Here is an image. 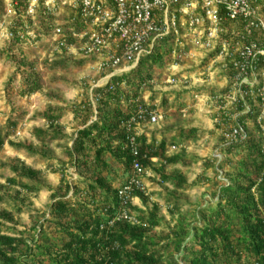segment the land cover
<instances>
[{
	"label": "trees",
	"instance_id": "obj_1",
	"mask_svg": "<svg viewBox=\"0 0 264 264\" xmlns=\"http://www.w3.org/2000/svg\"><path fill=\"white\" fill-rule=\"evenodd\" d=\"M12 41L22 40L16 35ZM171 44L170 37L161 39L130 71L112 76L104 87L94 89L95 110L87 109L84 126L76 131L68 147L70 164L82 177L84 186L66 181L64 169L60 168V183L56 188L49 187L53 192L50 217H44L50 231L46 234L40 226L34 245L4 231L8 228L6 224L14 221V216L7 210H0V264H264L263 137L249 135L227 146L225 159L230 169L218 186L217 201L198 208L190 223L179 213V220L169 233L158 238L152 236L150 232L161 223L158 203H153L147 211L134 205L129 207L130 213L134 210L141 213L135 217L139 223L113 218L121 207L118 191L134 174V159H138L145 169L153 168L162 182H172L177 189L184 188L187 183L180 170L166 171L167 165H188L187 155L182 152L168 154V150L172 145L178 147L196 138L198 130L181 128L179 139L172 144L164 138L149 141L144 133L138 134L135 136L137 153L134 154L129 135L135 134V128L128 129L125 121L146 104L137 99L138 93L129 97L120 89L122 82L136 90L147 85L153 78L154 67L166 64V55L172 51ZM65 62L56 61L55 64ZM18 68H23V95L42 90L41 77L33 63L23 57L18 60ZM124 100L132 103V110L123 108ZM91 116L95 118L87 124ZM43 117L47 127L32 129L40 142L39 150L33 143L8 139L10 133H3L1 125L0 150L8 142L46 157L48 141L58 140L65 133L57 109L49 107L43 111ZM8 122L10 126H16L15 121ZM153 158L161 164L155 167ZM109 159L123 163L129 170L127 180L118 187L111 181L113 166ZM222 164L223 159L220 168ZM14 171L18 176L37 177V171L25 163L15 165ZM7 181L31 193L40 189L39 185H28L16 177ZM134 196H138L143 205H148L149 196L139 192ZM173 206L176 211L172 213H178V203ZM44 235V243H40L39 237ZM34 248H38V252ZM169 248H172V254L166 253Z\"/></svg>",
	"mask_w": 264,
	"mask_h": 264
},
{
	"label": "rangeland",
	"instance_id": "obj_2",
	"mask_svg": "<svg viewBox=\"0 0 264 264\" xmlns=\"http://www.w3.org/2000/svg\"><path fill=\"white\" fill-rule=\"evenodd\" d=\"M74 16L75 11L64 5L50 14H45L39 9L34 20L28 19L18 11L12 24H8L13 15L8 14L0 3V24L5 21L0 29V125L3 127V133H10L8 139L15 142L33 143L39 150L40 142L34 137L32 129L47 127L43 111L49 107L61 113L59 121L65 133V136L58 140L48 141L49 151L46 157H42L39 152L32 153L14 147L8 142L0 150V210H7L14 216V221L8 222V228L4 231L20 236L32 245L34 238L38 237L40 226L45 229L46 234L50 231L47 230L50 226L44 222V217H50L49 208L53 193L50 189L56 188L60 183V168L64 169L66 181L84 186L82 177L70 164L68 147L72 144L76 131L84 126L87 109L92 107L95 110L94 89L104 87L110 79L106 77L110 72L98 71L93 66L94 59L83 56L78 49L72 52L56 48L53 32L56 25L63 27L69 43L76 47L79 45L78 40L71 35L73 29H78ZM227 26L234 29L241 27L239 23ZM21 27L24 32L29 31V34H26L21 42L12 43V39L6 37L7 30L18 31ZM225 38H228V35H223L222 39ZM189 48L192 53L187 57L176 59L172 53L166 55V64L162 67L155 66L153 78L142 88L136 90L125 82L120 84L124 95L133 97L138 93L137 99L160 113L157 123L141 124L137 127V131L144 133L149 141H160L164 138L172 144L179 139L181 128L198 130L196 138L183 142V145H178L176 149L170 148L169 152H182L188 157V165L178 163L166 166L168 173L175 170L183 172L187 181L184 188L177 189L172 182H162L153 168H148L144 176L150 198L148 205L142 204L141 209L147 211L153 203L160 205L158 215L161 223L150 232L156 238L172 230L175 222L179 220V213L190 223L195 219L198 208L213 205L217 201L218 186L226 171L230 169L225 159L227 147L222 145L221 131L233 124L234 120H224L221 124L215 121L218 112L210 97L226 90L231 81V70L223 66L222 58L213 60L214 50L203 52L191 46H188L187 50ZM23 57L35 65L43 85L41 91L31 95L21 93L23 68H18V60ZM174 60L180 64L176 69L169 65ZM56 61L66 62L57 65ZM128 71L130 70L117 71L114 76ZM181 74L188 77L187 83L171 84L167 81L172 75ZM252 104L253 113L243 114L239 118L247 125L250 136L264 138V131L257 122L262 107L257 99H253ZM123 108L126 111L132 110V103L124 100ZM94 118L91 116L87 124ZM209 119H212L210 129L206 127ZM8 121H15L16 126H10ZM261 123L264 125V114ZM109 161L113 166L110 174L112 184L118 187L127 180L129 170H126L123 163L113 159ZM20 163H25L37 171V177L31 179L26 174L18 176L14 167ZM160 164V160L154 162L155 167ZM11 177H16L28 185H39L40 189L28 192L20 185L9 183L7 179ZM175 202L179 207L176 214L172 213L173 210L176 211L173 206ZM133 215L138 217L141 213L134 210ZM45 235L39 237L40 243H44ZM22 248L24 250V245ZM34 251L38 252V248H34ZM165 251L173 253L172 248Z\"/></svg>",
	"mask_w": 264,
	"mask_h": 264
},
{
	"label": "built area",
	"instance_id": "obj_3",
	"mask_svg": "<svg viewBox=\"0 0 264 264\" xmlns=\"http://www.w3.org/2000/svg\"><path fill=\"white\" fill-rule=\"evenodd\" d=\"M8 14L13 15L8 24L20 11L28 19L34 20L39 9L43 13H53L61 6L68 5L75 11L74 20L78 29L71 35L78 40V46L68 42L63 27L53 29L56 48L74 51L93 58V66L101 72H123L134 68L140 58L153 51L156 43L170 37L172 55L179 59L192 53L188 46L203 52L215 51L214 59L222 58L223 66L231 70V81L226 90L210 97L215 103L219 124L224 120L234 123L221 131L223 143L227 147L249 136L247 125L240 120L243 114L253 113V99H257L264 114V0H0ZM5 21L0 24V29ZM231 23H239L240 28H228ZM29 31L8 29L6 37L16 35L21 40ZM223 35L228 38L222 39ZM172 69L180 66L174 60ZM185 75H172L167 80L171 84L187 83ZM160 119L158 110L148 105L140 107L125 124L134 127L135 134L129 135L134 154L137 153L135 136L140 134L141 124H154ZM170 148L176 149L172 145ZM264 149V138H263ZM219 157V156H217ZM153 158L152 160H156ZM134 174L119 189L120 210L113 218L124 219L132 224L139 223L130 213L135 192L149 196V187L144 180L147 169L138 159L133 160ZM114 220V219H113Z\"/></svg>",
	"mask_w": 264,
	"mask_h": 264
},
{
	"label": "crops",
	"instance_id": "obj_4",
	"mask_svg": "<svg viewBox=\"0 0 264 264\" xmlns=\"http://www.w3.org/2000/svg\"><path fill=\"white\" fill-rule=\"evenodd\" d=\"M214 57V56H213ZM206 127L208 128V129H210L211 127H212V119H209V120H207V125H206ZM182 149V148H181ZM169 152H170V147H169V150H168V154H169ZM158 159H156V160H153V162H155V161H157ZM143 203H142V201H141V199L138 197V196H136L135 197V199H134V201H133V205L134 206H136V207H138V208H143L142 205Z\"/></svg>",
	"mask_w": 264,
	"mask_h": 264
}]
</instances>
